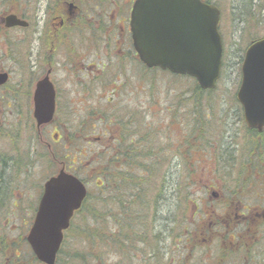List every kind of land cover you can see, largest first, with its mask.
Returning <instances> with one entry per match:
<instances>
[{
  "label": "rangeland",
  "instance_id": "rangeland-1",
  "mask_svg": "<svg viewBox=\"0 0 264 264\" xmlns=\"http://www.w3.org/2000/svg\"><path fill=\"white\" fill-rule=\"evenodd\" d=\"M132 1L0 0V71L9 74L0 86V179L26 182L25 189L22 184L0 198H5L6 209L19 197L17 192L23 198L34 195L38 201L43 183L61 167L51 155L53 149L59 150L56 138L61 131L76 153L62 161L85 178L88 192L95 195V179L89 180L88 172H100L99 165L108 160L100 151L112 145L117 115L128 117V133H147L153 153L161 152L153 176L155 184L165 183L155 222L154 245L160 249L150 264H180L181 252L183 264H192L197 262V251L192 250L194 260L192 254L185 258L191 252L182 246L186 227L195 232L203 224H198L202 214L209 213L206 225L217 221L210 230L226 229V222L211 218L210 212L224 217L241 212L242 203L264 198V129L248 133L235 99L245 50L264 36V12L239 20L246 0H211L220 11L222 67L214 90L195 91L191 77L132 62L134 50L123 43ZM70 4L77 10H70ZM58 9L63 19L72 17L62 23L54 14ZM8 13L27 19L29 26L4 28L1 19ZM48 69L62 102L57 117L37 129L32 95ZM20 166L26 172L24 179L16 173ZM212 191L218 192L217 197ZM18 223L8 221L6 232ZM76 250H81L78 239L69 253ZM168 253L170 259L164 261ZM143 254L132 260L123 253L104 259L107 264H140L138 260L147 255Z\"/></svg>",
  "mask_w": 264,
  "mask_h": 264
},
{
  "label": "water",
  "instance_id": "water-1",
  "mask_svg": "<svg viewBox=\"0 0 264 264\" xmlns=\"http://www.w3.org/2000/svg\"><path fill=\"white\" fill-rule=\"evenodd\" d=\"M70 9L73 5L70 4ZM219 9L203 0H134L130 32L140 61L173 74L195 78L201 89H213L222 64L218 31ZM6 28L27 27L14 13L2 18ZM236 98L248 128L264 127V36L246 48ZM49 72L34 86L32 116L36 127L50 123L55 113V90ZM8 74L0 73V85ZM86 196L84 183L61 169L43 184L27 241L38 260L54 264L70 219Z\"/></svg>",
  "mask_w": 264,
  "mask_h": 264
},
{
  "label": "trees",
  "instance_id": "trees-1",
  "mask_svg": "<svg viewBox=\"0 0 264 264\" xmlns=\"http://www.w3.org/2000/svg\"><path fill=\"white\" fill-rule=\"evenodd\" d=\"M204 1L212 3L211 0ZM263 3L246 0L239 11V20H245L246 17L251 19L264 12ZM57 13H62V9L54 14ZM194 90L201 91L196 81ZM116 121L118 128L112 145L104 146L100 151L101 155L109 156L108 160L99 165L100 172L92 169L88 172V179H95L98 190L95 195L87 193L80 209L73 216L70 227L64 232L56 264H107L104 256L117 253H123L124 257L132 260L131 252L148 253L147 247L155 248V256L158 253L160 246L154 245L158 238L155 233L157 201L163 195L165 183L161 180L159 185L155 184L153 176L157 172L155 167L158 166L161 152L153 153L154 148L150 145L151 138L148 139L147 133L146 136L142 135L145 132L128 133V117L117 115ZM178 121L182 126L180 117ZM194 124L199 125V121ZM146 128L151 130L153 136L152 128ZM248 133L253 134L252 130ZM57 140L60 147L58 151L56 148L52 150V158L64 162L62 160L76 155L63 131ZM2 184L3 180L0 179L1 193L5 187ZM81 216L85 218L84 221L77 223ZM172 219L175 221V216ZM161 220L164 222L165 219ZM164 228L166 231V225ZM75 239L81 242V250L69 253Z\"/></svg>",
  "mask_w": 264,
  "mask_h": 264
},
{
  "label": "flooded vegetation",
  "instance_id": "flooded-vegetation-1",
  "mask_svg": "<svg viewBox=\"0 0 264 264\" xmlns=\"http://www.w3.org/2000/svg\"><path fill=\"white\" fill-rule=\"evenodd\" d=\"M77 8V6L75 7V5H73V9L77 10ZM68 14L70 13L68 12ZM71 17L72 15L68 16V19H63L62 13L56 14V18H58L62 23H64V21L66 20H69ZM121 28H123V26ZM125 36L126 37L123 39V43L131 45V48H133L129 24L126 29ZM133 50L134 48L132 49V51ZM132 54V62L134 64H137V66L139 67L140 60L138 53L134 50ZM48 71H50V75L51 70L48 69L46 73ZM1 72L7 73L6 71H0V73ZM50 81L52 82L55 90L56 110L53 118L55 119L57 117L58 109L59 106H61L62 101L60 99V90L55 86L53 80ZM112 90L115 91V89ZM238 105L240 106L239 103ZM59 135L60 133L57 134L56 142H58L57 139L59 138ZM54 160L57 159L53 158V161ZM57 161L60 162L59 160ZM19 163L22 164L23 162ZM60 163L61 167L58 169V171L64 169L66 172L72 173L79 177V172L76 169H72L64 162ZM23 170L24 168L22 169V166H20L19 170H17L16 172L19 175L21 174V179L26 178V172H24ZM22 184L23 187L21 188L20 186ZM2 185H4L5 187L3 193H0L1 196L8 195L11 193V191L19 188H26L24 187L26 185V182L22 180L19 182L3 181ZM42 192L43 185L41 194L37 202L34 195L23 198L20 197L21 193L17 192L19 197L13 199L14 202L12 204H9L8 209H6L5 207V198H0V209H3V207H5V213H3L4 215L0 214V222H5V225L0 223V264H43V262L37 260V258L34 256L27 241V236L35 218ZM211 195L217 197L218 192L212 191ZM258 201L260 200H257L255 202L248 201L242 204H240V201H237L236 204H240L239 209H241V212L238 210H236V212L233 211L231 214L229 212V214L223 215L224 217H219V215H214L213 212H210L212 214L211 218L217 217L220 221L226 222V225L224 226L226 229L223 230H210L209 227L217 226H214L217 221H214V224L210 223L209 226H207L206 224L208 222L206 217L209 213L202 214L203 219H199L198 222V224L203 223L201 227L197 226L195 232L194 230H188L187 227L184 230L182 246L185 250L187 249L191 251L185 256V258L188 259V256L192 254V250L196 249L197 262L195 263L193 261L192 264H264V198H261V202ZM26 205H28V207H25ZM10 220H16L20 223L12 225L10 232H6L8 221ZM165 249L166 246H164L163 254H167V252H165ZM147 251L148 253L146 257H141V259L138 260L140 264H150V260L155 257V248L147 247ZM139 252L140 251H134L131 253L134 257ZM196 253L191 255V260H194L193 258ZM163 257L164 261L170 259L169 253L167 257ZM180 258V264H183V252H181ZM186 264L189 263L186 262Z\"/></svg>",
  "mask_w": 264,
  "mask_h": 264
}]
</instances>
